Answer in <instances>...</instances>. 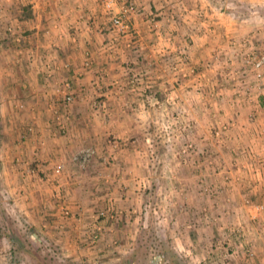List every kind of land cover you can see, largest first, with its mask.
I'll list each match as a JSON object with an SVG mask.
<instances>
[{"label": "crops", "instance_id": "crops-1", "mask_svg": "<svg viewBox=\"0 0 264 264\" xmlns=\"http://www.w3.org/2000/svg\"><path fill=\"white\" fill-rule=\"evenodd\" d=\"M4 1V15L0 16L6 14L5 19L13 22L5 24L3 30L13 27V33L22 35L20 41L11 35L10 40L0 37V116L1 121L10 122L6 130L11 131L10 137L20 130L18 116L26 117L24 130L32 128L30 144L38 152V160L66 162L74 149L92 147L96 156L85 169L88 177L102 183L108 179V183L130 176L126 192L129 203L122 209L130 217L127 225L122 221L101 222L104 236L92 250L86 242L88 231L94 229V208L80 204L75 209L83 218L61 226L69 230L61 239L64 251L72 250L79 257L113 256L106 248L113 237L117 238L115 230L121 238L130 233L127 244L135 240L138 230L125 228L142 220L130 213L142 214L148 207L137 201L143 203L149 195L151 147L164 143L155 133L159 126L156 116L160 115V121L175 124L177 152L181 137L183 142L190 140L198 149L206 150V155L191 159L197 166L192 168L194 172L202 166L208 177L221 175L229 180L222 187L226 198L223 208L228 212L221 214L225 216V242L230 239L224 245L230 248L232 243L225 250L231 252L227 264H264V94L259 92L253 71L242 63L250 54L264 50V0H114L115 12L107 11L105 0ZM124 7L128 8L123 13L124 27H116L114 14ZM26 9L30 17L20 19ZM66 83L73 95V102L68 104L62 91ZM22 109L26 116L20 115ZM57 113L61 122L56 121ZM218 132L222 139L216 137ZM18 141L19 133L11 144L15 146ZM25 143H18L16 148L20 150ZM9 159L11 155L4 157V172H0V227L5 236L11 222L2 209L7 210V200L18 189L36 194L35 200L42 203L39 195L43 192L57 193L67 185L61 180L51 190L42 187V177L47 178L57 164L50 171L38 164V173L44 175L39 179L33 175L35 184L28 185L24 179L33 178L29 171L10 167L7 171ZM175 159L183 165L182 156ZM212 165L219 168L210 174ZM114 192H102L101 198ZM49 198L47 195L46 201ZM247 204L263 206L257 219L250 217ZM32 218L26 222L36 229L43 224L39 218ZM218 220L213 224L219 231ZM49 221L45 236L52 241L59 235L53 231L62 222ZM120 224L125 235L118 229ZM142 225L145 228L148 222ZM234 227L241 228L236 238ZM73 232L81 243L78 247L67 238ZM196 238L203 241L200 235ZM0 252V264H4L11 250L2 248Z\"/></svg>", "mask_w": 264, "mask_h": 264}, {"label": "rangeland", "instance_id": "rangeland-1", "mask_svg": "<svg viewBox=\"0 0 264 264\" xmlns=\"http://www.w3.org/2000/svg\"><path fill=\"white\" fill-rule=\"evenodd\" d=\"M3 2L5 1L0 0V13L2 15H4V7L2 8ZM5 18L6 14L3 18L0 16V34H6L0 37L6 36V38L10 40V37L13 36L16 39L18 38L20 41L22 35L21 37L19 36L20 34L14 35L12 32L13 27H10L8 30H3L5 24L10 26L12 24L11 22H13L8 19L6 20ZM2 42L3 41L0 42V58L3 57ZM10 45L15 48L12 43ZM253 55H258L260 59L264 55V50L259 49V54H250L245 57L242 62L243 65L246 66L249 71H253L256 76L257 73L254 71L253 67L251 65L248 66L245 62V59L253 57ZM259 75V79L256 76L259 84V92L264 94V87L262 85V79L264 78V66L259 68ZM19 112L22 113L20 115H25L23 109ZM18 117L20 130L17 131V133H12L10 137L9 134L11 131H6L7 128L10 127V122L8 119L4 122L1 121L2 117L0 116V152H2L3 155L1 156L3 158L2 161H4L5 156L11 155V159L8 160L6 165L7 171L9 170V167L14 171L16 169H20L21 171V169L24 168L25 171H29V176L33 177V175H35L38 178L40 175H44L41 172L38 173V164H42L48 169H51L54 164H62L64 165L62 173H55V167L57 166L55 165L51 169V174L47 178L42 177V184H44L42 187L44 190H51L52 187H58L61 180L66 182L67 185L64 186V190L59 188L57 193L43 192L42 195H39V197L43 199L42 203L41 199L35 200L34 196H36V194H31V192L23 193L19 189L15 192V195L12 194L13 196L10 200H7L8 203L10 202V205L8 204L7 210L2 209V211L4 210L7 212L8 220L11 222V225L10 227H7L9 229V233H6V236L2 234L3 229L0 227V249L6 248L8 251L11 250V254L6 261L4 260V264H164L166 259L163 255L167 254H172L174 257L181 256L178 260L180 262L182 261L184 264H227L229 262L231 259V252H225V250L226 248L230 249L232 247V243L230 248L229 246L224 245L226 242H229L228 240L230 239L228 238L225 242L227 235L224 234L222 224L225 223V216L223 217L222 215L225 212H228L223 208L226 203V198L222 187L224 185V181L228 182L229 180L227 177L223 180L221 175L218 176L220 178L213 175L212 178L208 177L209 173L205 172L207 169L204 170V167L202 166L197 168V172L192 170L193 167L194 170H196L195 167L197 166H194L196 165L195 163H191V159L194 160L197 156L206 155V150L203 151L198 149L190 140L188 142H183L184 138L181 137L182 144L179 142L181 148L177 152L178 148L175 144L176 133L174 132L175 124L173 121L169 122L173 125H168L166 123L167 121H160V115L156 116L159 120V126L157 132H155L157 135L156 138L158 141L163 140L164 143L151 147L153 155L151 164L153 169L151 173L152 179H150L151 187L150 190H147L149 195L145 198L146 200H143V203L140 202L141 199L137 201L142 206L147 204L148 207L142 214L130 213V216L133 215V218L141 216L142 220L135 222V226L130 225L129 228H125L126 230H138L135 234V240H132V242H130L131 244H127L126 238L130 233L126 232V236H122L121 238L119 230H115L113 235H115L116 232L117 238L113 237L112 244L106 248L109 252L113 251V256L109 255L107 257H100L93 255L88 257L84 255L83 257H79L72 250H69L68 252L64 251L66 247L61 239H63V232L69 233V230L61 228V226H65L70 220L79 221L83 218L77 214L75 209V207H78L80 204L83 206L86 205L89 208H94V211L91 213V219L94 221V229L93 231H88L86 242V247L94 250V247H97V244L104 236L105 231L103 225L100 224L101 222L105 221L106 223L108 222L114 224L116 221L117 223L122 221V223L126 224V221L130 218L129 215H126L128 214L126 213L127 211L122 210L124 206L129 203L128 201L126 202L128 199L126 192L129 189L127 186V177L129 178L130 176L127 174L123 180L116 177L115 182H111L110 180L108 183H106V180L108 179H105L102 183L103 180L88 177L89 175L85 169H87V166H90V163L92 164L95 157L87 165H81L74 161V157L82 149L92 147H84L79 150H77L78 148L74 149L72 156H70V159L66 162H42V160H38L35 156L38 152L35 149H31L32 146L30 144V140L32 139V136L30 135L33 133L32 128L25 132V121L27 118L21 116ZM59 122H61V120H59ZM18 133L20 142H16L15 146H13V144H11L12 138L18 135ZM217 138L222 139V136ZM22 142L26 143L22 145L20 150H18L19 148L17 149L16 146L19 147L20 145L18 143L22 144ZM3 143H5V145H3ZM179 155L182 156L184 160L182 162L183 168L180 165V162L178 164L175 159V157H179ZM2 161L0 160L1 173L4 172L2 168ZM43 166L42 168H44ZM212 166L213 168H211V170L219 168L215 165ZM50 169L48 171H50ZM179 169L180 174H177ZM1 170H3V172ZM211 170L210 172L212 173L210 174H213V170ZM192 171L194 173L193 177L191 176ZM217 172L219 171L217 170ZM11 174L13 175V173ZM24 180L26 184L29 185V183L35 184L36 178L29 177ZM191 182L194 189L191 188ZM2 186L3 183L0 179V191L3 190ZM183 187L184 190L182 189ZM114 190H118V192H114ZM102 192L103 195L113 192L114 194L102 199ZM47 195L50 196L48 201H46ZM6 196L9 197L8 195ZM222 196L223 199H221ZM0 198H2L1 194ZM2 200L3 198L1 201ZM16 200L17 202L15 203L14 201ZM209 201L212 203L214 202V204H209ZM216 201H218L219 205H217ZM16 205L19 206L17 207ZM249 206L250 217L252 219H257L259 215L255 214L256 212L253 208H251L250 204L248 207ZM20 209H23V211ZM36 209L40 212H37ZM121 210L124 213L121 212ZM25 212H27V216L25 215ZM46 213L56 214V216H48ZM101 213H105L107 217L99 218ZM111 216H114V218L112 219ZM255 216H257V218H254ZM32 217L36 219L39 218L40 222L46 224L47 226L44 227L42 224L36 229L33 224L26 222V220L30 221L29 218ZM51 218L62 222V224L60 223L58 228L53 231L59 234L55 238L56 240L53 238L54 241H51L47 238L48 236H45L46 230H49L48 224L50 223L49 219ZM214 219H219L218 221L221 222L220 226L219 224L217 225V228L220 229L219 231L215 230L216 227L213 224ZM144 221L148 222V225L145 228L142 225ZM139 223H141V225H139ZM99 227L102 228L101 231L96 230V228ZM120 228L122 229L121 234L125 235V229L122 225L118 229ZM213 228L215 231H213ZM240 229L241 228L235 229L233 238L238 237ZM111 230H113V227H111ZM133 231H131V233H133ZM71 234L72 235L69 236L67 235V238L70 239V243L71 240H74L76 246L78 247V245L81 244L79 243L78 236H76V233L74 232ZM95 235H98V237L95 238ZM197 235L201 236L203 239L202 242L198 241V238H196ZM208 235L209 237L212 236L211 240ZM85 238L86 237L83 239ZM222 238L224 240H222ZM4 239H6V242H3ZM133 243L134 245H132ZM208 243L212 244L209 246Z\"/></svg>", "mask_w": 264, "mask_h": 264}, {"label": "built area", "instance_id": "built-area-1", "mask_svg": "<svg viewBox=\"0 0 264 264\" xmlns=\"http://www.w3.org/2000/svg\"><path fill=\"white\" fill-rule=\"evenodd\" d=\"M104 5L107 9V11L109 12H115V1L114 0H105L104 1ZM128 8L124 7L122 12L120 13H117V14H114V18H113V25L116 26V27H121L123 26L124 27V24H123V13L127 11ZM16 30V29H15ZM11 31V29H10ZM15 34V33H14ZM245 62L248 66H252L254 71L257 73L256 76L257 78L259 79V68H262L264 66V55L259 59V56L258 55H253V57H250V58H247L245 59ZM86 67H90V63H87L86 64ZM262 85L264 87V78L262 79ZM71 89V85L69 83H66L64 85V89L62 90L63 93H64V100H65V103H72L73 102V95L72 93H70ZM56 119L57 121L59 122L60 120V116L56 115ZM221 136V133L218 132L217 133V137H220ZM96 155V151L95 149L93 148H86V149H82L75 157H74V161L78 162L79 164L81 165H87ZM64 169V165L62 164H59L55 167V173L56 174H60L62 173ZM249 203V202H248ZM251 207L253 208V210H255V214L256 215H259V213H261L263 211V206H260V205H251ZM66 213V212H65ZM100 217H104L106 218L107 215L105 213H101L99 215V218ZM257 216H255L254 218H256ZM111 218L113 219L114 216H111ZM96 230L98 231H101L102 228L99 227V228H96ZM98 235H95V238H97Z\"/></svg>", "mask_w": 264, "mask_h": 264}, {"label": "trees", "instance_id": "trees-1", "mask_svg": "<svg viewBox=\"0 0 264 264\" xmlns=\"http://www.w3.org/2000/svg\"><path fill=\"white\" fill-rule=\"evenodd\" d=\"M29 13L30 12L27 10V11H25L24 16H21V18L20 17L19 18L20 19L28 18V17H30V14ZM5 40H7V39H5ZM4 43L8 45V43L6 41ZM163 257L166 259V261H165L164 264H184V263H182V261L180 262L178 260L179 258H181V256H178V257L175 256L174 257L172 254H169V255L167 254V255H163Z\"/></svg>", "mask_w": 264, "mask_h": 264}]
</instances>
